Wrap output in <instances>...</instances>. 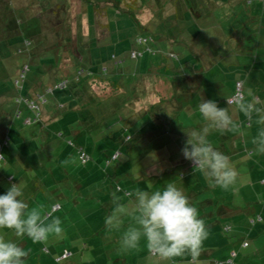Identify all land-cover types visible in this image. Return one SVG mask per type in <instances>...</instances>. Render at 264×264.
Segmentation results:
<instances>
[{
  "label": "crops",
  "instance_id": "1",
  "mask_svg": "<svg viewBox=\"0 0 264 264\" xmlns=\"http://www.w3.org/2000/svg\"><path fill=\"white\" fill-rule=\"evenodd\" d=\"M169 2L170 0H162L158 5L163 6ZM190 2L200 17H192L185 12L184 15H180L176 6L170 7L169 11L176 20L181 17L180 21L183 23L181 30L172 28L173 32H176L171 36L175 44L178 41V46H182L180 49H172V54L178 55L179 62L166 64L163 60L165 58L160 56L156 58L157 62L149 59L148 64L151 65H148L146 70L151 72L150 69L157 68L171 73L172 84L165 86V81L157 79L159 77L154 80V77L143 75L142 72H145L142 71L145 69L143 62L131 61V59L124 62V69L129 75L136 72V74L142 73V76L126 87L124 85L125 88L135 90V95H131L130 98L126 96L121 100L113 97L100 99L93 92V89L100 88L101 84H104L103 89L110 87V83H107L108 79L100 81L96 74L104 73L105 70L112 74L111 71L115 72L113 66L102 71L100 68L96 71L75 66L76 58L85 55L82 50L77 51L79 49L76 50L78 54L69 52L70 47L66 51L63 48V52L54 50L55 66L36 67L32 78L30 75L28 78L24 76L23 82L19 84L21 91L17 89L15 81L19 79L20 68L24 65V62H19L16 57L17 52L22 51L24 61L44 56L49 51L46 50L47 38L44 40L42 38L43 33L34 7L31 6L30 12L23 13L19 9H11V6H1L4 10L10 11H7L5 16L2 15L6 18L3 25L6 28L0 38V69L5 79L9 80V83L0 84V143L3 142L0 195L5 194L12 184H20L24 193L22 198L30 207L40 209L44 215L51 211L53 217L61 219L63 229L60 235H51L46 243H33L27 236L17 238L10 230H0L6 238L14 240L29 251L25 264H35L33 259L37 250L40 251L41 264H50L52 260L55 262V259L62 258L65 252L69 253L67 258H63L65 262L71 261L68 264H193L188 255L171 262L161 261L159 257L148 252L143 243L139 251H122L119 244L120 236L132 224L131 217L125 219L124 228L120 231L109 232L105 226V218L113 207L111 193L117 185L125 190L140 188L154 191L162 189L171 181L183 188L210 229L209 238L204 242L203 252L195 264L227 261L232 252L236 253L234 264H258L251 260L250 253H246L241 246L257 228L253 239L259 240L254 244L258 256L261 255V250H264V203H262L264 164L261 162L263 161L261 154L255 153L254 145L251 143L257 131L255 121L250 124L242 115L238 116L242 121L241 126L250 130L249 134H245L246 131L241 134L230 132L221 134L215 130L207 134V139L216 149L229 156L236 169L246 162L250 165L253 173L250 182L254 197L247 203L244 200L246 194L239 191V178L228 190L212 187L204 175L195 169L193 162L183 157L181 149L188 139L187 133L205 127L206 122L198 111L199 102L201 99H214L210 93L203 92L199 76L194 78V73L200 74L201 70L194 64L191 65L192 56L202 57L207 61L211 56L217 55L218 51H234L247 57L246 60L243 59L238 63L242 65L237 70V72L242 70L241 74L245 75L246 83L250 78L246 88L242 83L243 93L251 89L255 96L264 100V19L259 18L263 16L257 12L258 9L252 11L254 7L257 8L258 3L251 8L249 14L247 11L249 9L245 14L242 11V5L246 4L245 0L225 2L190 0ZM78 3L81 5V2ZM215 15L225 19L224 22L239 17H244V20L241 27L234 25L233 29L223 31L218 28L217 20L212 21ZM75 21L79 22L77 26L81 42L87 38L91 39L92 32L94 40L95 37L98 38L95 29L91 26V16H87L86 12L75 17ZM207 27L213 34L208 36L207 30L204 31ZM81 28L83 34L80 32ZM199 40L202 42L200 47L197 46ZM25 43L27 46L24 45ZM77 44L78 42L75 43L76 46ZM177 50L179 52H176ZM93 53L92 57L95 56L101 64L106 63L109 58L100 52ZM65 58L70 63L65 65L66 69L63 67ZM72 58L74 60L71 62ZM89 62L87 56L85 64ZM73 77L78 83L71 81ZM64 80L68 81L67 91L65 93V90L53 91L46 97V103L41 107L40 122L25 125L24 121L31 118L32 114L23 104L16 103L17 97H33L42 93L47 87ZM120 87L124 89L122 85ZM204 88L207 90L212 86ZM215 89L217 93L219 89L223 90V87L215 84ZM232 91L233 87L217 98L226 102ZM165 100L169 101L167 108L163 104ZM99 105L105 107L104 113H98ZM147 117L151 123L146 125ZM15 122L20 128L17 131L13 130L16 126H12ZM11 130L13 133L9 135ZM148 130H151L150 133ZM129 133L142 140L143 150L135 152L137 156L143 158L142 152L145 155L158 153V156L154 157V162L145 164L140 162L142 166L140 165V169L135 173L131 166L134 156L132 146L124 149L125 142L129 141ZM7 136L11 139H6ZM247 142L252 145L251 148L248 147L249 149L245 147ZM66 147L72 149L73 156L65 152ZM77 148L83 149L90 156L87 164H81ZM116 151L122 154L120 161L105 168L103 162ZM74 157L81 167L76 176L68 172V177L64 179L56 177L55 173L59 168H64V175L67 176L65 169L68 170L69 163L62 164V162L67 160L72 163ZM58 160L59 163H56ZM237 172L238 177L241 178L242 174ZM32 173L35 174L34 178ZM118 195L123 196V192ZM251 220L254 222L251 223ZM259 222L262 225L258 226ZM226 227L228 230L224 232ZM87 228L89 230L85 231ZM250 228L252 231L249 230ZM59 237H64V248L58 246L59 244L55 247ZM253 259L255 260V257ZM60 263L61 261L58 264ZM260 264H264V260Z\"/></svg>",
  "mask_w": 264,
  "mask_h": 264
},
{
  "label": "rangeland",
  "instance_id": "2",
  "mask_svg": "<svg viewBox=\"0 0 264 264\" xmlns=\"http://www.w3.org/2000/svg\"><path fill=\"white\" fill-rule=\"evenodd\" d=\"M95 1L97 2V4H99V6H101V10L103 11V15H104L103 17L97 16L98 21L101 24L97 27H95L96 17L93 16V14L96 13L93 7V5L95 4ZM126 1L131 2L132 0H126ZM148 1H151L157 4H161L162 2V0H148ZM170 1L171 2H169L168 4H165L163 6L161 5L160 6L162 8L161 10L159 9L160 7L156 9L152 3L149 4L147 7H144L143 9L141 8L142 10L139 12V15L137 16L138 22H136L131 16L126 15L125 13L117 9L118 0H80L81 5L78 3V0H68V2H70V6H69V9L65 12V14L69 18H72V21H70L71 26H69V23H66V21L64 22L63 25L61 24L62 20L64 21V17L62 16L60 17L57 16V18L55 19V17H53V13H51L50 18H47V20L45 19V17L41 16V12H48L40 8L44 4H48V7H54L55 5L60 4V2H64V0H37V1L36 0H0V38L2 37L3 31L6 28V26H3L4 23L6 22L5 21L6 18H3V16L7 14V11H10L6 9L4 10L2 7L4 5H6L7 7L11 6V9L14 8L13 10L19 9L21 12L27 13V11L30 12V9L32 6L34 7V11L37 13V19L41 20L42 22L41 24V30L43 33L42 38L43 40L47 38L46 50H49V51L47 52L48 54L46 53V55L41 56V57H33L29 61H24L25 60L24 56H22V51H20V53L16 57L18 58L19 62L23 61L24 65L29 67V70L26 73V78H28L29 75L32 78V74L35 73L36 67H48L50 65H53L54 67L55 61L53 58V51L56 50L59 52H63V48L66 51V49L68 50V47L71 44V42L75 41V43L78 42L77 49L79 50L77 51L82 50V52L85 55L83 56V54L81 55L80 53L81 57L76 59V62L74 63L75 66L79 65L84 69H92L96 71H97V68H100V71H102L105 69L108 70L113 66L112 69L114 68L115 72L111 71L112 74H110L109 72L107 73L106 70L104 73L96 74V77L99 78L100 80L108 79L111 82H115V83L119 82L120 84L118 83L117 85L118 86L122 85L123 87L124 85L126 87V85L127 84L129 85L131 82H136V80L139 79L140 76H142V73L143 75H146L147 77H154L155 78L154 80H157L156 77H159L160 80H164L165 78L171 80V77H172L171 73L163 72L162 70L157 69V68L150 69L151 72H146V70L148 69V65H151V64H148L149 59L150 61L154 60L157 62V59L160 58V56H162L165 58V59L163 58L162 59L166 62V64L173 63V61H175V63L179 62V58H177L178 55L174 56V54H172V49H175V50L180 49L182 48V46H178V43H179L178 41L175 44L174 38L172 39L171 36L174 35V32H176V31L173 32L172 28H175V30L177 31L181 30L182 29L181 24L183 23L180 21L181 17H179V19L176 20L174 16H171L170 14L171 12L169 11L171 10L170 7L173 6L174 2H176L175 4H177L178 2L179 3L178 6L181 5L182 2L181 0H175V1L170 0ZM221 1L225 2L227 0H221ZM104 2H114V5L106 4L105 6L102 7V4ZM245 2L246 4L242 5V11L245 14L247 13V11L249 14L250 13L249 11L251 10V8L254 7L256 3H258L259 5L257 6V8L254 7L252 11H255L256 9H258L257 12L260 13V16H263L259 18L264 19V0H245ZM61 11L64 13L63 9H60L59 7H55V11H52V12H56V14L62 15ZM85 12L87 13V16L88 15L91 16V23H92L91 26L93 27V29H95L94 32L97 33L98 38L95 37V40H94V34L92 32V34L90 35L91 39L87 38L85 41L83 40V42H81L79 40L80 36L78 34L79 31H78V26H77V23L79 22L75 21V17L79 15H84ZM179 14L184 15V13L183 12L181 13L180 11H179ZM213 19L217 20L218 28L222 29L223 31H227V30L233 29L234 25L241 27L244 17H239L238 19H231L230 21H227V22H224L225 19L219 18L217 17V15H215L212 18V21ZM138 24L140 26L144 24V26L139 27ZM205 30H207L208 36L213 34L212 30L208 29V27L204 29V31ZM81 31H82V28L80 32ZM83 32H84V29H83ZM179 36L180 35H177V37ZM142 39L148 40V43L145 45H139L138 40H142ZM44 43L46 44V42ZM201 43H202L201 40H199L197 46L200 47ZM202 47H203V44H202ZM193 49L195 50L196 48H193ZM93 52L95 53L100 52L104 56H109V58L108 60H106V63L104 62L103 64H101L100 62L97 61L95 56L92 57V54H94ZM134 52L137 54V57L132 58L131 53H134ZM176 52H179V51L177 50ZM218 52L219 53L217 55H214L213 57L211 56V59L207 61L203 60L202 57L192 56L193 60H192V64L191 63L190 64L191 65L194 64L197 67V69L199 68L201 70L200 74L194 73V78L199 76L200 81H202L201 85H202L203 92L206 91L207 93H210L214 97L213 101H215L219 107L223 108V107H228L227 102H225V100L220 101L219 98L217 97H219L220 95H223V93L227 91V89H231V87L234 86L235 81H237L235 79H238L241 83H243V87L246 88L247 85L249 84L250 78H249V81H247L246 83L245 75L241 74L243 73L242 70L239 71L240 73L237 72L239 67L242 65V64L238 65V63H241L243 59L246 60L247 57L245 56L243 57L241 54H237V52H234V51L233 52L218 51ZM222 52H224L225 54H223ZM189 54H191V52H189ZM87 56L90 61L89 64H85V59H87ZM62 58L63 56H61V59ZM129 60L131 61L140 60V62H143V65H145V69L142 71H145V72L138 73V74H136L135 72L129 75L124 69V62L125 61L128 62ZM107 61H109V63ZM67 64H70V63L66 60V62L63 65L64 69H66L65 65ZM0 68H1V65H0ZM2 74L3 73L1 72V69H0V84L7 83V82L9 83V80H6L5 76H3ZM71 81L78 83L76 82L74 77L73 79H71ZM215 84L222 85L223 90L219 89V91L216 93ZM103 85L104 84H101L100 88L95 87L93 89V92L96 93L97 96L100 97V99H106L108 97H111L113 96L115 92L117 94L115 98L119 100L126 98V96L127 98H130L131 95H135L134 94L135 90L132 91L125 87L124 89L120 87L121 90L120 89L115 90L112 85L111 87H107L103 89ZM140 85H141V82L139 81V86ZM205 86L207 87L212 86V88H207L206 90L204 88ZM59 91H62V90H59ZM66 91L67 89L64 91V93ZM143 94L145 93L143 92ZM199 96L200 95H198V97ZM168 103H169L168 100H165L163 103L166 108L168 107L167 105ZM229 107H230V112L234 111V109L231 106ZM190 108H192V106H190ZM97 111L100 114L104 113L103 111H105V107L103 105H99V109ZM64 115H66V113H64ZM139 122L141 123V120ZM149 122L151 123V120L149 119V117H147V119L145 120V124L147 125V123ZM17 124H18L17 122L12 124V126L13 125L16 126V128H13L14 131H17L20 129L19 127H17ZM13 130H11L9 135L13 133ZM148 131L150 133L151 130H148ZM249 131L247 130L246 127H242L241 133L249 134ZM129 134L131 136L129 135V138H128L129 141L125 142L124 149L125 150L129 149L132 146V151H133L132 154L134 156L132 158L131 166L134 169V173H135L136 171H138V169H140V167L142 166L141 165L142 163L145 164V163H150L151 161L154 162V157H157L158 153L153 152V153L145 155V153L140 152L142 155L144 154L143 158L137 156L138 151L143 150L142 143H141L142 140H138L137 138H135L132 133H129ZM7 138L11 139L9 136H7L6 139ZM2 143L3 142H1L0 145H3ZM247 143L245 144V147L247 149H249L248 147L251 148L252 147L251 143L249 142ZM71 150L72 149L70 148L67 149L66 147L65 152L73 156L74 153H71ZM69 155L67 156L69 157ZM65 158L66 157L64 155V159ZM138 158H140L141 160H139ZM261 159L263 160L261 162L264 164V154H261ZM59 161L60 160L56 161V163H59ZM56 165H59V164H56ZM79 168L81 167L75 161V157H74L72 158V163L69 162L68 170L65 169V171H67V176L64 175V168H59L55 174L57 175L56 177H59V178L63 177L64 179V177H68V172L72 176H76L77 172L79 171ZM234 168L236 169V167ZM75 170H77L76 173H75ZM236 171H239V173L242 174L241 178L238 177L239 178L238 183L240 185L239 191H241L242 194H246V198L244 197L245 203H247V201H252L254 197V191H253V186L251 185V182H250V179L253 175L250 165L248 164V162L243 163L238 167V169H236ZM32 177L33 178L35 177L34 173H32ZM130 184H131V181L129 182V185ZM260 224L261 222H259L258 226H260ZM80 227L81 226L79 225V228ZM88 230H89L88 228L85 229V231H88ZM249 230L252 231V228H250ZM256 230L257 228L255 229L254 232H252V234H250L251 237L246 240V247H243L242 249H245L246 253H250V257L252 261L258 262V264H260L261 261L264 260V250H261V255L258 256L257 249L254 244L258 243L259 240L256 241L253 239L254 233L257 232ZM74 234L76 235V232ZM57 242L58 243L55 244V247L59 244L58 246H61L64 248V237L63 238L59 237ZM254 252H256L255 253L256 255L254 254ZM115 253H116V250H115ZM39 254H40V251L37 250L36 257H34L33 259V262L35 264H41L39 261ZM254 257H255V260L253 259ZM69 262L71 261L69 260L68 262H65L64 259H62L60 264H68ZM224 262L225 261L220 262V263H224ZM50 264H57V263L52 260Z\"/></svg>",
  "mask_w": 264,
  "mask_h": 264
},
{
  "label": "clouds",
  "instance_id": "3",
  "mask_svg": "<svg viewBox=\"0 0 264 264\" xmlns=\"http://www.w3.org/2000/svg\"><path fill=\"white\" fill-rule=\"evenodd\" d=\"M227 103L228 107L222 108L213 100L201 99L198 111L206 122L205 127L187 133L188 139L181 149L183 157L193 162L210 186L224 190L237 183L238 172L229 156L207 139L209 131L241 134L242 122L238 116L242 115L250 124L254 120L257 131L251 143L255 153L264 154V100L249 89L246 93H236ZM229 106L234 111L230 112ZM69 162L66 160L62 164ZM121 192L123 196L118 195ZM23 195L20 184H12L0 195V230H10L17 238L27 236L33 243H46L51 235H60L63 231L61 219L53 217L51 211L44 215L40 209L30 207ZM111 203L113 207L105 218L109 232L120 231L125 219H132V224L120 236L122 251H139L143 243L148 252L161 261L171 262L188 255L193 264L202 254L204 242L210 235L209 226L183 188L174 181L154 191L125 190L117 185L111 193ZM28 255V250L0 233V264H25Z\"/></svg>",
  "mask_w": 264,
  "mask_h": 264
},
{
  "label": "trees",
  "instance_id": "4",
  "mask_svg": "<svg viewBox=\"0 0 264 264\" xmlns=\"http://www.w3.org/2000/svg\"><path fill=\"white\" fill-rule=\"evenodd\" d=\"M37 1V0H36ZM172 1H175V0H172ZM78 2H80V0H78ZM171 2V1H170ZM182 2V4L181 5H179L178 6V2H177V4H175L176 2H174V4H173V7H177L179 10H177V11H180V12H182L183 11V13L185 12V13H188L189 15H191L192 17H200V14L197 12V10H194L193 8H192V5H191V2H190V0H182L181 1ZM40 3H42V2H40ZM56 3V2H55ZM153 4L154 6H155V8L157 9L158 7H160L157 3H153V2H151V1H148V0H132L131 2H127L126 0H118V8L117 9H119L121 12H123V13H125L126 15H129V16H131L136 22H138V20H137V16L139 15V12L144 8V7H147L149 4ZM106 4H108V5H114V2H104L103 4H102V7L103 6H105ZM123 5V6H122ZM68 6H70V2H68V0H64V2H60V4H58V5H55L54 7H48V4H44L42 7H40L42 10L44 9V10H46V11H48V12H41V16L42 17H45V19L47 20V18H50V16H51V13H53V17H55V19L57 18V16H62V17H64V21L62 20V22H61V24L63 25L64 24V22L66 21V23H69V26H71V22L70 21H72V18H69L66 14H65V12L68 10ZM55 7H59L60 9H63L64 10V13L62 12V15H59V14H56V12H52V11H55ZM93 7H94V10H95V12L96 13H94L93 14V16H95L96 17V19H95V27H97V26H99V25H101L100 23H99V21H98V18H97V16L99 17H103L104 15H103V11L101 10V6H99V4H97V2L95 1V4L93 5ZM142 8V9H141ZM176 8V9H177ZM161 10V9H160ZM41 24H42V22H41V20H39V27H40V29H41ZM139 25V24H138ZM105 27H106V25H105ZM139 27H141L140 25H139ZM97 29V28H96ZM74 39V38H73ZM76 39V38H75ZM65 44V43H64ZM69 47H70V49L68 50L69 52H74V53H76V54H78L77 52H76V50H77V46L75 45V41H72L71 42V44L69 45ZM77 59V58H76ZM65 60V59H64ZM72 60H74L73 58L71 59V62H72ZM23 66V65H22ZM22 66H21V68L20 69H22ZM28 70H29V67H27V71L25 72V75H26V73L28 72ZM24 75V76H25ZM157 79H159V78H157ZM98 80H100L99 78H98ZM64 81H66V87L64 88V89H62V90H66V88H67V85H68V81L67 80H64ZM100 81H104V80H100ZM161 81H165L164 83H165V86H168V84L169 83H171V80H169V79H164V80H161ZM237 82H240V81H236L235 82V84L237 83ZM107 83H110L109 85H110V87H111V85L113 86V88L115 89V90H118V89H120L121 90V88H120V86H118L117 84L119 83H115V82H111L110 80H107ZM241 83V82H240ZM56 84V83H55ZM54 84V85H55ZM120 84V83H119ZM172 84V83H171ZM170 84V85H171ZM235 84H234V86H233V91H232V93H231V95L227 98V99H229L232 95H233V92H234V89H235ZM242 84V83H241ZM54 85H51V86H54ZM51 86H49V87H51ZM57 91H59V90H57ZM242 92H243V90H242ZM117 94H116V92L113 94V96H111V97H108V98H115V96H116ZM27 96V95H26ZM35 96V95H34ZM33 96V97H34ZM33 97H29V98H33ZM26 98H28V97H26ZM226 102H227V100H226ZM72 144V143H71ZM78 150H82L83 151V149H81V148H77V155H78ZM84 152V151H83ZM86 155H87V157H88V160H87V162L86 163H81L82 165H85V164H87L89 161H90V156L86 153V152H84ZM115 155H117V157H115V158H113ZM122 156V154H121V152L120 151H116V152H114L110 157H108L104 162H103V165L105 166V168H107V167H109L112 163H116V162H118V160L120 159V157ZM78 158H79V155H78ZM80 160V159H79ZM81 162V161H80ZM252 222H254V220H251V223ZM227 230H228V228L226 227L225 228V230H224V232H227ZM241 246L242 247H246V241H243L242 242V244H241ZM64 254V253H63ZM236 257V253L235 252H232V254H231V256H230V259H228L227 261H225L224 263H226V262H230V264H234V262H233V260H234V258ZM58 259H60V258H57V259H55V262L58 264L59 262L57 261ZM224 263H220V262H216L215 264H224Z\"/></svg>",
  "mask_w": 264,
  "mask_h": 264
},
{
  "label": "built area",
  "instance_id": "5",
  "mask_svg": "<svg viewBox=\"0 0 264 264\" xmlns=\"http://www.w3.org/2000/svg\"><path fill=\"white\" fill-rule=\"evenodd\" d=\"M147 43H148V40H146V39L138 40L139 45H145ZM24 45L27 46V43H25ZM19 53L20 52H17V54H19ZM131 57L135 58V57H137V54L135 52L131 53ZM26 71H27V66L23 65L22 69L20 71V75H19L20 77L17 81H15V87L17 89H19L20 91H21V85H19V84L21 82H23L24 75H25ZM65 87H66V81H61V82L56 83L54 86L47 87L42 93L36 94L33 98H26V97L18 96L16 99V103L23 104L32 114V117L26 119L24 121V124L30 125V124H35V123L40 122L41 115H42L41 107L46 103V97L51 95L53 91L62 90ZM240 92H242V84L240 82H237L235 84V89H234L233 95L228 100H232L234 95L236 93H240ZM18 114H19V112L17 113V115ZM4 145H5V143H4ZM1 148H2V145H0V156H2ZM78 155H79V159H80L81 163L87 162L88 157L82 150H78ZM115 157H117V155H115L113 158H115ZM2 162H3V158L0 159V165ZM68 256H69V253L65 252L62 255V258L58 259L57 261L59 262L61 259L67 258ZM224 264H230V262H226Z\"/></svg>",
  "mask_w": 264,
  "mask_h": 264
}]
</instances>
